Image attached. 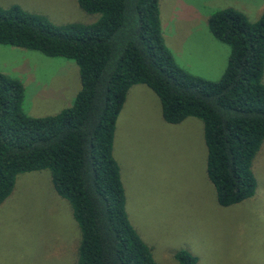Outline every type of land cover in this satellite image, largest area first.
Instances as JSON below:
<instances>
[{"label":"trees","instance_id":"obj_1","mask_svg":"<svg viewBox=\"0 0 264 264\" xmlns=\"http://www.w3.org/2000/svg\"><path fill=\"white\" fill-rule=\"evenodd\" d=\"M90 23L55 24L18 4L0 5V44L71 59L79 88L69 106L45 116L21 107L22 83L0 72V203L19 173L47 170L79 230L76 264H159L131 225L112 155L115 122L130 86L157 97L164 122L202 123L205 177L228 206L256 187L251 161L264 140V8L254 21L231 7L206 17L228 47L215 80L179 66L165 46L158 0H75ZM177 264H195L180 248Z\"/></svg>","mask_w":264,"mask_h":264},{"label":"rangeland","instance_id":"obj_2","mask_svg":"<svg viewBox=\"0 0 264 264\" xmlns=\"http://www.w3.org/2000/svg\"><path fill=\"white\" fill-rule=\"evenodd\" d=\"M12 3L55 24L98 18L75 0H0ZM225 7L254 21L264 0H158L162 39L179 66L210 80L220 76L228 47L209 33L206 17ZM0 72L22 83L21 107L29 116L69 106L79 88L73 60L36 50L0 44ZM112 155L127 217L156 262L177 264L173 253L183 248L195 264H264V140L251 161L252 195L220 206L205 177L200 119L164 122L156 95L135 84L116 118ZM78 241L70 206L53 191L49 172L17 174L0 203V264H76Z\"/></svg>","mask_w":264,"mask_h":264}]
</instances>
